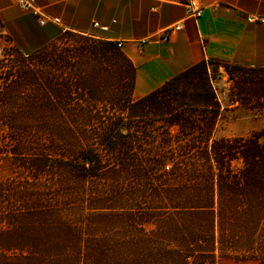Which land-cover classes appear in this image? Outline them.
<instances>
[{"label":"trees","instance_id":"trees-1","mask_svg":"<svg viewBox=\"0 0 264 264\" xmlns=\"http://www.w3.org/2000/svg\"><path fill=\"white\" fill-rule=\"evenodd\" d=\"M76 34L0 58V153L29 173L0 182V264L264 263V131L214 135L219 66L263 108L264 67L202 59L133 98L117 42Z\"/></svg>","mask_w":264,"mask_h":264},{"label":"crops","instance_id":"crops-1","mask_svg":"<svg viewBox=\"0 0 264 264\" xmlns=\"http://www.w3.org/2000/svg\"><path fill=\"white\" fill-rule=\"evenodd\" d=\"M185 2L0 0V26L24 52L64 29L120 41L136 69V97L202 59L264 67V0H198L202 11L197 18L186 15ZM38 13L45 19L57 17L59 23L41 24Z\"/></svg>","mask_w":264,"mask_h":264},{"label":"rangeland","instance_id":"rangeland-1","mask_svg":"<svg viewBox=\"0 0 264 264\" xmlns=\"http://www.w3.org/2000/svg\"><path fill=\"white\" fill-rule=\"evenodd\" d=\"M83 37L84 36L76 34V32L68 29L59 30L56 36L45 44L46 49H44V52L57 53L59 50H63L64 48H70L72 46H77L80 43H85L86 41L88 42V40H85ZM14 47L15 44L12 42L11 37L0 26V58L5 56V59H7V65H12V68L14 67L13 64H15V57L13 58ZM0 71L2 70L0 69ZM58 74H60L59 71ZM2 75H0V78ZM103 78L105 84L103 89L107 94L108 91H110L113 95H119L123 91V75H121V72L117 67L113 68L111 77L104 76ZM214 86L221 102L220 111L222 113V117L219 120L214 132L215 136H247L254 132L264 131V108L261 107L256 100L247 105L231 101L230 99H234L230 96L232 90L234 89L232 88L234 86V81L228 78V75L222 66H219L218 68ZM132 97L136 98L134 93ZM258 102L261 103L260 100H258ZM225 104H227L226 107L224 106ZM0 132L2 133V131ZM5 149H8L7 145L0 144V151H4ZM3 153H0V182H4L7 185L9 184V187L12 188L13 186L10 183H13V180L17 179L15 177H21L22 175L26 176L29 173L24 169L22 170L21 168L13 167L9 160L5 158ZM217 264L264 263L252 260L235 261L228 258H222Z\"/></svg>","mask_w":264,"mask_h":264},{"label":"built area","instance_id":"built-area-1","mask_svg":"<svg viewBox=\"0 0 264 264\" xmlns=\"http://www.w3.org/2000/svg\"><path fill=\"white\" fill-rule=\"evenodd\" d=\"M22 6L27 7L28 6V2H22L21 3ZM185 13L187 16L192 17V18H197L198 16H200L202 8L201 6L198 4V0H186L185 4ZM40 15V20L39 22L41 24H44L47 21H50L54 24H58L59 23V19L57 17H52L49 19H45L43 17H41V14L38 13ZM94 25H97V23H93ZM177 28H179V26H176ZM166 37V35H165ZM117 46L121 47L122 43L120 41H117Z\"/></svg>","mask_w":264,"mask_h":264}]
</instances>
